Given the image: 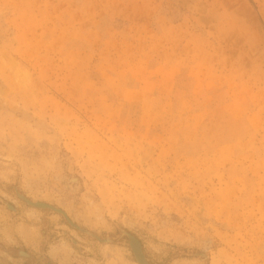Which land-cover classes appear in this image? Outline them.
Instances as JSON below:
<instances>
[{"label":"rangeland","instance_id":"374dc122","mask_svg":"<svg viewBox=\"0 0 264 264\" xmlns=\"http://www.w3.org/2000/svg\"><path fill=\"white\" fill-rule=\"evenodd\" d=\"M0 264H264V0H0Z\"/></svg>","mask_w":264,"mask_h":264}]
</instances>
